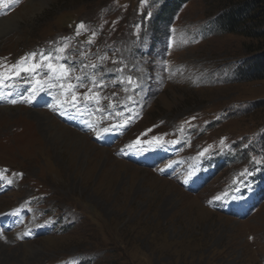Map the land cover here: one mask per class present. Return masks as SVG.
<instances>
[{
    "label": "rangeland",
    "instance_id": "obj_1",
    "mask_svg": "<svg viewBox=\"0 0 264 264\" xmlns=\"http://www.w3.org/2000/svg\"><path fill=\"white\" fill-rule=\"evenodd\" d=\"M175 2L27 0L3 18L15 17L17 25L0 39V63L9 69L29 53H49L56 41L78 40L92 31L97 41L104 42L103 48L108 46L115 54L129 45L138 48L139 40L150 37L148 45L155 52L136 58L149 83L147 103L142 121L130 129L127 141L145 131L160 135L196 118L212 122L222 111L227 118L199 137L201 146L264 129V79L236 80L227 70L253 59L251 50L257 42L250 36L220 32L214 19L223 7L217 9L215 0H190L175 17H167L170 11L166 13L160 4L169 3L166 7L171 10L170 3ZM81 23L87 30L77 35ZM162 23L168 25L165 31ZM199 25L206 28L205 39L193 46L180 42L172 46L179 29L189 34ZM70 50L73 56L75 47ZM204 79L213 87H198ZM64 89L70 90L68 82ZM103 94L102 112L114 107L107 98L119 93L106 88ZM33 111L89 138L90 145L73 153L52 145L30 117ZM56 112L0 107V169L7 170L12 188L0 193V218L5 216L0 222V264H59L80 254L100 255L94 264H264V203L246 220L230 219L206 205L234 176L232 170H223L198 195H191L160 173L119 159L117 145L98 146L91 133L65 123ZM98 124L94 130L102 132V121ZM153 127L157 128L151 131ZM27 204L25 213H17ZM52 212L73 214L82 221L70 230L29 240L27 230L38 224L49 227L47 213Z\"/></svg>",
    "mask_w": 264,
    "mask_h": 264
},
{
    "label": "snow or ice",
    "instance_id": "obj_2",
    "mask_svg": "<svg viewBox=\"0 0 264 264\" xmlns=\"http://www.w3.org/2000/svg\"><path fill=\"white\" fill-rule=\"evenodd\" d=\"M18 2H19V0H0V11L6 10L8 7L14 6V3H18ZM142 2H143V0H142ZM81 30H87L86 26L83 23L78 25L77 30H76V34L80 35ZM95 36H96V32L92 31L91 36L89 37L87 42L89 44H91L92 40L95 38ZM67 48H68V43H61L60 46L57 48H54L51 53L33 52V53L27 54L25 57L21 58L19 61H17L16 63L9 66V73H8V76L6 79L4 77L3 72L0 71V90H2L5 86H7V83L9 81H13L15 78L20 77V75L22 73L27 74V75L35 78L36 76L39 75V73L41 71H45L46 75L52 76L55 80H57L59 82V86L61 88H63L64 82L68 80V76L70 75L71 69H69L63 63H58V61L66 58L65 56H63L61 54L66 53ZM113 62L115 63V61H113ZM3 67L4 66L2 64H0V69H2ZM85 67H87V65ZM92 67L95 68L96 66L92 65ZM87 82H89L91 84V88H89L88 93L83 94L85 101H86V104H87V102L92 101V96L89 95L90 93H92V89L103 87V85L100 82H98L96 80H91L90 78H88ZM131 82H132L131 78H129V83H131ZM36 83L39 84L40 81L37 80ZM85 83H86V80H85V78H82V77L76 78V84L75 85L71 84V82L68 81L69 89L71 91V100H72L71 106L77 108V110L82 109L83 107L86 106V104L85 105L79 104L75 89L77 87L85 86ZM48 86L53 87V86H55V84H49ZM41 87H43V85H41ZM38 90L39 89H35L34 92L38 91ZM94 95L99 96L98 93H95ZM0 99H4V96L0 95ZM100 99H103V97H100L99 99L95 100V104L97 105L96 111H102V109H100L98 107V105L100 103ZM9 103L15 104L16 101L10 100ZM59 103L60 102L58 101V104ZM63 103H68V101L65 100ZM108 115L111 117V116L119 115V113L118 112L117 113H111L110 112V113H108ZM118 124H119V122H117V124H113V125H110L109 127L103 128V129H101V131L106 133V132H109L112 130H116ZM120 126L123 127V125H120ZM98 138H102V137L98 135ZM136 143H139V139L137 140ZM205 151H207V150H205ZM200 155H204V153L201 152ZM254 163L260 164V163H262V161L261 160H255ZM246 174H250L248 172V170H246L244 173H241V176L246 175ZM215 199L220 200L221 197L217 196V197H215Z\"/></svg>",
    "mask_w": 264,
    "mask_h": 264
},
{
    "label": "trees",
    "instance_id": "obj_3",
    "mask_svg": "<svg viewBox=\"0 0 264 264\" xmlns=\"http://www.w3.org/2000/svg\"><path fill=\"white\" fill-rule=\"evenodd\" d=\"M175 1V0H171ZM172 4L170 14L174 15L179 6L190 0H176ZM217 9L223 7V12L218 15L214 21L220 32L227 35L242 34L245 37H251L257 42L251 53L255 57L243 61L240 66V76L242 80H263L264 79V0H215ZM259 52V53H257ZM254 69V70H252ZM247 75V78L244 76Z\"/></svg>",
    "mask_w": 264,
    "mask_h": 264
},
{
    "label": "bare ground",
    "instance_id": "obj_4",
    "mask_svg": "<svg viewBox=\"0 0 264 264\" xmlns=\"http://www.w3.org/2000/svg\"><path fill=\"white\" fill-rule=\"evenodd\" d=\"M16 19L17 18L12 16L8 19H0V39L16 29ZM31 116L33 117V120L38 122L45 130L46 139H48V142H51V144L54 146H59L62 149L65 148L68 152L73 153L75 150L77 151L81 147H87L91 143L89 138H86L85 136L80 135L69 128L67 129L60 124L55 125L52 117L46 113L33 111L30 113V117ZM68 141H71V145H69V143L67 145Z\"/></svg>",
    "mask_w": 264,
    "mask_h": 264
}]
</instances>
